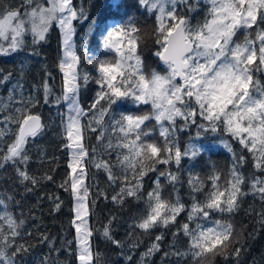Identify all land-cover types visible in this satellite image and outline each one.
<instances>
[{"label":"snow or ice","instance_id":"obj_1","mask_svg":"<svg viewBox=\"0 0 264 264\" xmlns=\"http://www.w3.org/2000/svg\"><path fill=\"white\" fill-rule=\"evenodd\" d=\"M112 6L119 10L122 4L114 0ZM136 6L141 14L154 17L151 30H143L134 17L106 23L100 26L102 51L95 52L75 39L76 22L83 23L89 16L75 0H21L19 7L0 11V56L23 51L28 36L32 53L39 55L37 46L47 40L52 28L60 33L57 67L61 92L55 95L50 74L41 87L44 104L53 102L66 108L60 114V128L65 141L62 147L68 153V173L59 187L72 197L70 223L75 231L73 241L67 243H75L78 264H97L99 253L93 252L92 239L100 230L90 224L96 200L86 183L94 167L106 174L110 187L118 189L110 197L113 204L121 208L129 202L143 205L139 215L133 213L129 238L136 229L147 234L158 227L174 228L171 250L164 252L165 259L175 258L174 264H215L217 257L225 264H240L246 240L224 217L236 214L250 193L264 203V80L260 77L264 73V0H136ZM201 11L202 19L193 23L194 14ZM241 30L245 36L238 42ZM149 40L162 70L149 67L142 55ZM81 51L91 62L92 72L81 67ZM10 77L9 73L4 80ZM90 83L96 85V92L86 109L80 95ZM12 102L11 95L7 102H0V112H8L0 118V168L10 164L19 183L32 191L25 182L34 188L40 180L28 171V145L45 128L36 111L40 98L21 95L14 109ZM124 105L134 109L119 111ZM193 129L188 142L181 144L178 134ZM87 134L96 135L95 145L86 143ZM202 137L222 145L231 153L232 162L226 178L215 165L206 176L188 169L186 202L177 185L182 186L183 161H195L201 155L202 146L192 141ZM234 144L239 145V151ZM249 157L253 171L245 175ZM150 173L158 175L149 188L145 179ZM161 178L171 185L167 196ZM42 179L52 181L54 177ZM96 195L109 199L104 191ZM12 199L0 198V264H20L18 257L30 250L16 243L25 221L9 211ZM50 199L55 210L62 207L58 196ZM185 213L181 222L179 217ZM259 215L264 228V208ZM117 220L112 215L101 235L124 248L125 242L117 240L112 230ZM177 237L186 239L183 250L175 242ZM165 238L164 231L156 234L141 253L139 264L163 251ZM42 242L60 251L47 236ZM142 243L129 241L130 250ZM43 264H49L47 258Z\"/></svg>","mask_w":264,"mask_h":264},{"label":"trees","instance_id":"obj_2","mask_svg":"<svg viewBox=\"0 0 264 264\" xmlns=\"http://www.w3.org/2000/svg\"><path fill=\"white\" fill-rule=\"evenodd\" d=\"M122 7L117 10L112 5L114 0H75V4L79 7L81 4L89 12L88 19L83 23L76 22L77 33L76 41L78 44L86 45L90 52H95L99 49L100 41V26L106 23L124 22L129 17H134L135 22L145 31H150L154 24V17L149 18L146 13L141 14V10L136 6V0H120ZM21 4V0H0V11L7 7L16 8ZM203 12L194 14L193 23L196 18L202 19ZM255 32L253 30L252 35ZM245 32L241 30L237 35V41H242ZM82 38V39H81ZM28 47L23 51L14 53L10 56H0V102H7L8 97L13 96L12 108L19 106L15 101L19 100L21 95L25 98L29 95H37L40 98V106L37 107L42 115L45 124L42 135L32 138L28 145V153L31 156V162L28 166V171L31 175L37 177L40 183L33 188L29 182H25L32 191H26L25 186L20 184L14 168L9 164L4 168H0V198L7 199V196H12L13 199L8 201L9 211L14 212L17 220L25 221L21 228V235L17 238V244H24L30 248L22 257H18L20 264H43L47 258L49 264L55 261L56 264H78L75 258V243L68 244V241H73L75 231L71 227L73 205L70 192H66L59 185L67 176V159L68 153L63 149L62 143L65 141L61 136V116L66 108L62 105H57L53 102L48 104L43 103L42 84L48 74H50L49 84L53 85L55 95L61 92V75L58 70V61L61 55L60 49V33L57 28L53 27L48 38L38 47L39 55L32 53L31 37L26 38ZM102 51V50H100ZM151 41H147L146 46L142 50V55L145 57L146 64L149 67L159 66L158 60L152 55ZM83 57V51H81ZM81 67L84 70L92 72L91 62L87 57H83ZM11 74L9 80H4V76ZM94 74V72H93ZM260 77L264 80V73H260ZM20 88H17V85ZM37 87L40 91L37 92ZM12 89H16L13 93ZM96 85L90 83L87 89L82 90L80 95L81 104L84 108H88L92 99L95 96ZM55 99L53 96L52 100ZM126 109H134L132 105H124L119 111ZM146 110V109H145ZM8 112H0V118L7 115ZM84 123H87L85 120ZM154 123V122H153ZM2 127V125H0ZM14 127V126H13ZM194 132V129L185 130L178 134V139L181 144H185L189 140V136ZM158 135V132H157ZM192 142L202 146L203 151L195 161L185 159L181 172V185H177L180 189V195L187 202V175L188 169L206 176L212 170V165L216 169L224 173V178L227 176L228 167L232 162L231 153H229L217 141L211 137L200 138ZM86 143L89 146L96 144V135L87 134ZM234 147L239 151V145L234 144ZM115 160V153L111 157ZM194 166V167H193ZM164 166H161L163 170ZM172 170H176V166L172 165ZM245 175L253 171L251 157L248 158V163L243 169ZM45 175L54 177V180L48 181L42 179ZM158 173H150L145 179L146 187L152 186V181ZM161 182L166 184L163 178ZM86 183L91 186L93 193L92 199L96 200V205L92 209L90 224L94 229L100 231L94 234L92 239L93 252L99 253L97 264H139L141 253L144 252L149 244L154 240L155 235L161 231L165 232V240L161 242L163 251L154 254L153 257L145 258L146 264H170V261H175L174 257L164 258V252L171 250V245L174 238L171 236L170 230L156 228L150 233H143L139 229L135 230V235L131 238L127 233L132 229L129 225L132 223L133 213L139 215L142 204L137 205L135 202H129L121 208L111 202V195L114 189L107 182V176L103 172L97 171L94 167L90 169L86 178ZM245 187V191H247ZM99 191H104L109 199H105L103 195H96ZM172 191L171 185L166 184L165 195L167 196ZM59 197L62 202V207L55 210V204L50 197ZM264 208V203L259 200L258 196L251 193L242 199L241 209L230 219L236 228V233L241 232L246 240L244 245L246 251L240 255V264H264V228L260 225L261 209ZM3 206H0V210ZM117 216L118 220L113 224L112 230L117 240L125 242L124 248H118L111 244L102 235V229L108 219L112 216ZM186 213L179 217L183 222ZM59 248L56 252L51 249L49 243L42 242L44 237ZM142 240L143 243L136 249L130 250L129 241ZM175 242L183 250L186 247V239L182 237L175 238ZM128 256L132 259L129 261ZM215 264H225L222 257H217ZM229 264H235V261H229Z\"/></svg>","mask_w":264,"mask_h":264}]
</instances>
